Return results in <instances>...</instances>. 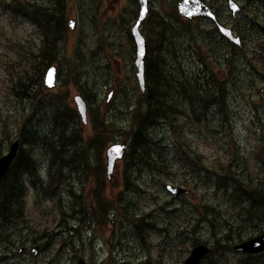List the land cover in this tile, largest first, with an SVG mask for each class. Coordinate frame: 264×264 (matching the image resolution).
I'll return each mask as SVG.
<instances>
[{
    "label": "rangeland",
    "instance_id": "1",
    "mask_svg": "<svg viewBox=\"0 0 264 264\" xmlns=\"http://www.w3.org/2000/svg\"><path fill=\"white\" fill-rule=\"evenodd\" d=\"M131 2L66 0L67 26L69 19L73 18L74 29H67L58 43L59 60L55 64L59 68V77L68 72L71 64L77 73L78 83L86 87L82 91L74 88L70 90L65 99L69 107H74L72 96L76 92L83 95L89 107L88 123L82 126L79 121H70V131L77 130L84 136L90 135L95 121L106 116L113 125L112 140L125 139L127 132H124L129 126V108L139 100L142 102L134 74L133 41L129 35L134 15ZM224 8L223 5L220 17L225 21L227 14ZM256 15L257 18L264 17L261 11ZM251 17L243 15L245 39L238 49L228 43L210 23H196L193 33L198 40L196 48L203 54V62L195 56H183H187V43L178 32L177 22L170 17L172 26L169 37L178 49V57L165 53L168 68L176 72L177 58L180 69L189 78L198 70L200 73L207 69L209 71L205 72L215 75L224 83L226 96L222 110L207 106L203 120L198 121L195 119L196 115L201 116L199 110L195 115L191 114L187 110L188 101H182L176 95V107L186 113L178 112L170 120V123H174L172 126L160 121L149 131L151 139L158 142L152 145L156 158L165 156L171 161L174 143L185 148V142L196 151L205 168L211 169L231 161L233 165L256 172L254 156L258 147L264 144V33L257 24L248 21ZM34 40L37 37L30 24L10 21L0 13L2 152L6 150L9 139L17 135L18 129L22 127L38 130L41 134L47 132V122L55 107L46 103L40 108L35 101L42 95H49V99L55 100L63 89L59 88V80L54 88L48 91L41 89L39 96L32 100L16 97L10 91L7 64L8 60L18 59V48L15 45L20 41L23 47L28 48ZM181 65H185L184 68ZM111 88L115 93L105 103L106 94ZM64 130L68 132L66 127ZM48 147L42 139L23 144V148L32 153L37 172L44 182L50 167L51 154ZM89 154L93 168L87 174L82 166L77 169L69 166L59 168V187L54 198H44L43 194L37 196L27 180V228L18 230L17 223L10 224V235L12 238L19 235L24 241L36 238L42 248L36 256L30 253L29 247L28 253L20 255L17 249L21 244L17 242V245H12L0 238V264H74L78 257H84L87 264H181L194 245V238L212 243L207 219L215 216L219 220H235L247 205L243 199L238 200L243 187L234 190L230 181L222 187L216 184L215 178L206 170L198 175L193 173L190 176L187 173L184 177L178 165L165 168V172H162L145 165L130 166L125 160H120L114 169L113 186L109 187V182H106L103 195L105 199L115 201V205L125 207L126 215L122 216L115 208H110L106 211V223L101 226L91 218L90 212L94 204L93 174H99L102 168L103 176L100 174V177L105 178L104 149L101 153L92 150ZM160 164L163 168L165 162L161 161ZM125 176L128 178L126 185L123 183ZM178 180L187 181L184 186L189 188V193L174 197L165 190L164 184H177ZM73 198L84 203L82 220L75 213L73 216L63 215V219H60L61 214L57 210L59 201L56 199H61V205L67 210L66 204L73 202ZM204 205L213 210H204ZM63 236L68 243L66 246L61 243ZM239 256L240 252L230 249L223 254L214 253L212 259H217L220 264H234ZM201 264H207V260Z\"/></svg>",
    "mask_w": 264,
    "mask_h": 264
},
{
    "label": "trees",
    "instance_id": "2",
    "mask_svg": "<svg viewBox=\"0 0 264 264\" xmlns=\"http://www.w3.org/2000/svg\"><path fill=\"white\" fill-rule=\"evenodd\" d=\"M65 4L66 0H0V13L6 15L10 21L30 24L35 29L37 37V40L29 43L28 48L23 47L22 43L18 41L15 45L18 48L16 49L18 59L15 61L8 60L7 83L10 91L16 97L31 100L37 97L40 94L39 88L42 85L41 80L45 69L59 60L57 45L68 29ZM169 15L177 23L180 21L175 12H170ZM147 20L151 32L149 43L150 54L152 55L145 60V92L141 98L142 102L139 100L129 108V126L128 130L124 132H127L124 140L128 142V150L123 160L128 162L127 164L130 166L145 165L162 172H165V168L178 165L181 169L180 174L184 177L187 173L190 176L193 173L198 175L206 170L215 178L216 184L222 187H225L230 181L234 190L240 187L244 188L238 200L243 199L248 206L237 214L235 220H219L215 216L207 219L212 233V243L210 252L205 259L207 264H220L217 259H212L214 253L223 254L230 250L234 243L251 237L255 233L264 232V144L258 147L254 156L257 163L256 172L249 171L247 167L233 165L231 161L211 169L205 168L196 151L185 142H183L185 148L180 147L176 142L174 143L175 149L171 161L165 156L156 158L153 155L152 145H157V143L151 139L149 131L163 120L172 126L174 123H170V120L174 119L178 112L186 113L185 110L176 107V95L180 100L188 101L187 110L191 114L195 115L196 111L199 110L201 116L196 115L195 120L202 121L205 107L223 109L226 92L224 83L215 75L205 72L209 71L207 69L200 73L198 70L196 74L192 75V78H189L180 69L179 60L176 58L178 62L176 72L170 70L165 53L168 52L178 57V49L169 37L172 25H170V21L157 13L151 14ZM183 29L188 32L193 30L188 23L183 24ZM155 54H162V58L156 57ZM197 57L200 62H203V54L198 50ZM174 73L178 75L175 76ZM60 79L59 87L63 89L60 90L55 100L43 96L35 101L36 104L40 105V108L46 103L55 107V111L47 122L49 129L42 134L38 130H30L26 126L19 129L22 146L0 182V238L12 245L25 242L19 235L15 238L11 237L12 227L10 224L15 225L17 223L18 230L23 227L27 228L25 201L28 193L27 180L38 196L43 194L44 198H54L59 187V168L69 166L77 169L76 167L82 166L84 173L87 174L93 168L89 153L92 150L101 153L108 142L112 140L113 125L106 116L95 121L90 135L84 136L77 130L70 131L68 124L70 121L77 120V113L74 108L69 107V103L65 99L72 88L82 91L86 87L78 83L77 73L71 64L68 72ZM27 121L30 122L31 119L28 118ZM64 127L68 129V132L64 130ZM41 139L49 145L48 150L51 154L50 167L45 182L37 172L32 153L23 148L26 141L34 142ZM159 148L161 147L159 146ZM161 161L165 162L163 168L160 166ZM100 172L102 170H99V174H93L92 179L95 186H93L92 196L94 204L91 212H89L91 218L103 226L106 223L105 216L108 209L115 208L117 213L122 216H125L126 213L123 209L125 207L115 205L113 200L105 199L103 193L106 181L100 177ZM178 181L181 182H177L180 185L187 184V181ZM123 183L124 185L128 183L126 176ZM112 186L113 183L109 184V187ZM56 200L60 202L57 204V210L61 214L60 219H63V215L67 217L73 216L75 213L79 215L77 218L82 220L83 202L73 198V202L66 204L67 210H65L61 205V199ZM203 208L204 210H213L207 205H204ZM65 240L66 237L63 236L61 243L66 246L68 243ZM31 242L37 243L38 240L32 238ZM198 242L201 241L196 238L192 241L193 244ZM234 264H264V252L242 254Z\"/></svg>",
    "mask_w": 264,
    "mask_h": 264
},
{
    "label": "water",
    "instance_id": "3",
    "mask_svg": "<svg viewBox=\"0 0 264 264\" xmlns=\"http://www.w3.org/2000/svg\"><path fill=\"white\" fill-rule=\"evenodd\" d=\"M192 2L189 3V0H182V2L178 3L177 9L178 13L189 19H194L197 16H210L214 18V14L206 8L202 2L199 0H191ZM141 0V8L138 14V18L136 22L131 27V34L133 36L136 52H135V59L134 65L136 67L135 76L141 92H144L145 88V78H144V60L147 55V44L145 37L142 35L141 31L139 30V24L141 20L146 16V3L145 0ZM205 7V10H203ZM232 12H234V7H231ZM70 29L74 28V20H70ZM218 29L226 36L229 40H231L235 44H239V38L234 37L232 35L231 29L218 25ZM264 31V27H263ZM55 74H56V67L54 65L50 66L44 73L43 76V87L44 88H52L55 85ZM264 77V76H263ZM112 91H109L106 100L108 101L111 98ZM73 102L76 107L77 113L82 121V123H87V116H86V102L84 99L79 95L76 94L73 96ZM127 143L126 141H112L110 144L105 148L104 156H105V175L107 179H110L111 174L113 172V168L115 163L118 159H121L124 156L126 151ZM19 148V140H13L5 153L0 155V181L4 174L6 173L9 165L11 164L12 160L17 154ZM167 191L172 193L173 196H180L187 193L188 189L172 183H167L165 185ZM39 246H34L31 248V252L36 254L38 251ZM235 250H240L245 253H258L264 251V232L253 237H250L246 240L238 242L233 245ZM209 246L206 243H198L195 244L191 249L189 254L185 257L181 264H199L204 256L208 254ZM75 264H85L83 258H78Z\"/></svg>",
    "mask_w": 264,
    "mask_h": 264
},
{
    "label": "flooded vegetation",
    "instance_id": "4",
    "mask_svg": "<svg viewBox=\"0 0 264 264\" xmlns=\"http://www.w3.org/2000/svg\"><path fill=\"white\" fill-rule=\"evenodd\" d=\"M202 2V4L208 8L214 15L215 19H212L210 17H196L193 20H189L187 18L181 17L177 12V5L178 3L182 2V0H147V14H169L170 12H175L178 16V19L180 22L178 25V32L183 36L187 43V56L183 55L184 57H197V45L196 43L198 40L195 38L194 33H187L182 28V25L185 23H188L190 25H195L196 23L200 21H204L207 23H210L212 25V28L215 29L217 27V24H222L226 27H229L233 34L235 36H238L241 40V45L243 44V41L245 39V36L243 34L244 27L242 26L243 22V15L249 14L252 15V17L248 20L253 25L259 26L260 28L264 25V17L259 16L257 18V13H260V11L264 15V0H199ZM140 2L141 0H132L131 7L133 9L134 15L132 23L135 22L137 18V14L140 11ZM192 1L189 0V3ZM225 6L224 9H226L227 16L225 17V21L221 19L220 17V10L222 9V6ZM205 7H203V10H205ZM231 7H234V12H232ZM257 18V20L255 19ZM263 19V20H261ZM148 20L144 19L140 23V28L144 36L146 37L147 44H148V56L152 55L150 54V43H149V36H150V29L147 24ZM132 39V38H131ZM228 43L231 44L229 40H227ZM195 45V46H194ZM134 47V53H135V45L133 43ZM156 57L162 58V54L158 55L155 54ZM198 58V57H197ZM190 60V58H188ZM193 60V59H192ZM182 66V65H181ZM185 66V65H184ZM184 66H182L184 68ZM91 156V155H90ZM90 158V157H89ZM102 170V168H100ZM101 176L102 172H100ZM113 182V181H112ZM111 182V183H112ZM24 243V244H23ZM20 247L23 249L18 253L20 255L28 253V247L32 245L30 242H23ZM87 264V263H86Z\"/></svg>",
    "mask_w": 264,
    "mask_h": 264
},
{
    "label": "bare ground",
    "instance_id": "5",
    "mask_svg": "<svg viewBox=\"0 0 264 264\" xmlns=\"http://www.w3.org/2000/svg\"><path fill=\"white\" fill-rule=\"evenodd\" d=\"M162 70V69H161ZM158 143V142H157Z\"/></svg>",
    "mask_w": 264,
    "mask_h": 264
}]
</instances>
